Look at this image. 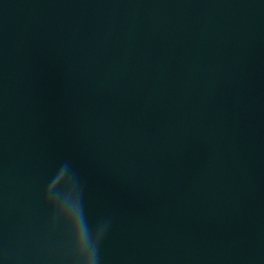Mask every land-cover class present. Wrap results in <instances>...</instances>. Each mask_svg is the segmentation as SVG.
<instances>
[{
	"label": "water",
	"instance_id": "obj_1",
	"mask_svg": "<svg viewBox=\"0 0 264 264\" xmlns=\"http://www.w3.org/2000/svg\"><path fill=\"white\" fill-rule=\"evenodd\" d=\"M264 264V0H0V264Z\"/></svg>",
	"mask_w": 264,
	"mask_h": 264
},
{
	"label": "clouds",
	"instance_id": "obj_2",
	"mask_svg": "<svg viewBox=\"0 0 264 264\" xmlns=\"http://www.w3.org/2000/svg\"><path fill=\"white\" fill-rule=\"evenodd\" d=\"M45 198L67 229L77 264H97L94 241L85 223L79 192L71 176L65 174L54 190L48 188Z\"/></svg>",
	"mask_w": 264,
	"mask_h": 264
}]
</instances>
